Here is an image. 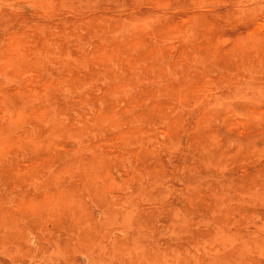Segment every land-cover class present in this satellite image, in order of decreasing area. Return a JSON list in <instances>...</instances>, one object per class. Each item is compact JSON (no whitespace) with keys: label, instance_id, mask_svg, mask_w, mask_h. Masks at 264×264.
<instances>
[{"label":"rangeland","instance_id":"obj_1","mask_svg":"<svg viewBox=\"0 0 264 264\" xmlns=\"http://www.w3.org/2000/svg\"><path fill=\"white\" fill-rule=\"evenodd\" d=\"M0 264H264V0H0Z\"/></svg>","mask_w":264,"mask_h":264}]
</instances>
